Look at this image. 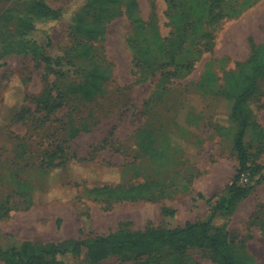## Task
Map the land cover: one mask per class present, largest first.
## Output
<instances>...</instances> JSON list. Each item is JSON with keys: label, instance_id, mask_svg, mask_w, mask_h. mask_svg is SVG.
<instances>
[{"label": "rangeland", "instance_id": "obj_1", "mask_svg": "<svg viewBox=\"0 0 264 264\" xmlns=\"http://www.w3.org/2000/svg\"><path fill=\"white\" fill-rule=\"evenodd\" d=\"M129 1L100 2L85 8L86 0H45L54 9H64L65 16L57 23L39 25L33 34L20 20L27 16L33 0H0V251L26 243L34 248L31 251H40L64 241L123 231L183 227L209 217L208 199L217 202L227 195V189L223 191L227 178L216 182L227 170L222 162L227 158L230 124L227 19L212 24L206 16L202 26L190 27L185 35L177 28L184 26V18L176 22L175 16L183 12L184 5L188 9L192 0H135L137 9ZM225 2L227 12L231 6ZM255 10L252 15L260 19L259 25L264 22V2ZM99 17L107 32L92 42L94 54L113 77L103 84L106 92L89 102L73 90L82 82L88 61L77 59L70 49L87 41L80 34L81 26ZM137 18L138 24L134 22ZM258 28L263 38L264 25L263 32ZM46 33H51L50 44ZM31 41L54 62L62 58L61 65L46 67L30 43L22 44ZM188 63L193 64L191 70L184 67ZM176 64L183 68L178 70ZM176 71L179 75H174ZM54 84L66 92L64 107L47 117L39 98L46 86ZM259 85L263 90L264 83ZM52 95L57 96V88ZM252 101L255 108L264 109V93ZM24 108L28 109L25 117L17 120L16 114ZM97 120L101 122L94 126ZM71 125L76 129L94 127L70 140ZM258 137L264 140V134ZM61 147L69 161L55 169L53 165L60 159L52 155ZM256 151L264 161V146ZM153 182L158 184L151 186V192L164 190V197L116 200L118 186ZM253 197L248 211L241 213L237 206L224 217L237 252H245L248 242V255L264 264L263 258L253 255L255 248L263 251L264 247L251 244L259 232L257 222L247 220L257 204L264 210V185ZM154 253L158 259L154 264H219L206 248ZM146 258L126 253L96 262L83 249L66 262L151 264ZM0 264H6L1 255Z\"/></svg>", "mask_w": 264, "mask_h": 264}, {"label": "trees", "instance_id": "obj_2", "mask_svg": "<svg viewBox=\"0 0 264 264\" xmlns=\"http://www.w3.org/2000/svg\"><path fill=\"white\" fill-rule=\"evenodd\" d=\"M87 5L99 4H117L123 0H86ZM229 2L227 0V7L231 6L227 12H224L223 5L225 0H211L197 3L191 1L190 7L184 5L183 12L175 16L177 22L180 17L184 18V26L177 25L178 29L184 31L187 35L190 27L202 26L205 23V17H209V22L212 24L219 23L229 17H236L242 14L246 9L251 7L259 0H244L241 4L236 2ZM130 4L137 9V2L130 0ZM239 5V6H238ZM128 14L130 13L127 9ZM64 9H54L50 7L45 0H33L27 16L21 18V21L27 23L31 33H37L39 25L50 23H57L65 16ZM17 18V16H16ZM102 17H99L95 22L90 24H83L80 28V34L85 35L87 41H80L73 46L70 51L74 52V57L79 60L86 59L88 67L83 71L84 77L82 82L73 88L81 94L83 100L97 101L100 98V93H105L103 84L112 79L113 75L111 70L99 62L95 56L96 48L93 41H98L106 35L107 28ZM135 23H140L137 18ZM83 33V34H82ZM51 33H46V39L49 44L52 43ZM80 35V36H81ZM187 38V37H186ZM161 42L160 50L164 51L165 46ZM30 43L31 50L34 55L46 65L51 68L53 65H61L62 58L57 59L55 62L50 56L43 52V48L34 41L23 42L28 46ZM185 38L180 44L183 46ZM195 45V43H193ZM186 49V48H184ZM183 49V50H184ZM253 61L256 62L257 75L261 72V64H264V45L257 47L254 51ZM37 67L41 64L37 62ZM178 70L182 69L181 64H176ZM188 70L193 67L192 63L184 65ZM180 71H176L174 75H179ZM236 85V84H235ZM239 89L242 88L243 92L236 100L234 105L233 119L241 123L237 128V141L235 150L239 160V168L237 175L230 184L227 195L221 196L217 202L208 199L211 210L210 215L206 220L187 223L183 227L174 229H160L150 228L145 231L139 232H125L110 234L108 236H100L94 239H87L83 241H64L58 244L49 245L40 251H31L32 246L29 243L20 246H13L6 250H1L0 255L6 264H67V257H78L83 249L90 252L94 261H100L112 255H120L132 253L136 258L147 257V263H158L157 254L154 252L160 249H174L184 253L189 248H206L211 251L219 264H257L251 256L248 255V248L245 247V252L236 250L235 239L227 230V222L224 216L231 215L239 205V203L247 196L252 194L264 185V161L260 160L257 156L260 152L256 150L264 146H258L255 151H252L251 146L245 143V136L248 132L249 122L247 121L249 106V99L246 97L249 93L258 88L257 83L237 84ZM57 88V96L52 95V90ZM66 92L58 84L51 87L46 86L44 94L39 98L42 105L39 106L45 111L46 116L49 117L58 110L64 107V98ZM24 108L19 114H16L17 120H22L28 109ZM72 123V121H70ZM101 120L94 121V126L98 125ZM66 124V123H64ZM93 126V127H94ZM92 125H85L82 129H76L73 125L70 127V140L75 139L79 133H90L93 129ZM66 143V141H65ZM54 158H59L60 163L53 165L54 168H61L68 164V158L65 154V148L57 149L52 155ZM158 183L144 184L139 186H118L114 190L116 193V200L139 201L154 199V197H164V190L157 189L156 193L151 192V186ZM106 190V188H102ZM99 189L98 191H101ZM200 197H203L202 195ZM166 213V212H165ZM173 214V212L171 213ZM246 246V245H245ZM34 249V248H33ZM174 264H181L176 261Z\"/></svg>", "mask_w": 264, "mask_h": 264}, {"label": "crops", "instance_id": "obj_3", "mask_svg": "<svg viewBox=\"0 0 264 264\" xmlns=\"http://www.w3.org/2000/svg\"><path fill=\"white\" fill-rule=\"evenodd\" d=\"M262 2H264V0H259L239 16L227 18V119L230 124L227 126V158L222 160V162H225V165H227V170L225 171V174L219 175L220 178H216L217 183L219 180L227 178V186L224 187L223 191L226 189L228 190L230 184L237 175L239 168V160L235 150V144L237 141V129L235 126L238 128L241 123L236 122L233 119V116L235 102L244 92L242 88L239 89L237 84H258V88L246 96L249 99L248 103L250 107L247 109L248 117L246 119L249 122V125L244 141L247 146H251L252 151H255L258 146H261L264 143V140L258 137L260 134H264V109L260 111L255 108L252 101V99L254 100L258 97V93H264V89L262 90L259 85L264 83V64L260 65L262 70L257 75V64L252 59L255 49L264 45V37H259L256 31V28L258 27V30L260 32L262 31L261 27L264 25V22L261 21L258 25L260 19H257L252 15ZM195 167H197L198 172L201 171L199 162L196 163ZM262 186L257 188L255 192L239 203L238 208L241 213L249 210L247 206L248 203L254 199L253 196L256 195V192ZM216 193L217 192L213 190V194ZM263 211L261 210V204H257L256 209L250 212V215L247 217V220L250 223H253L254 221L257 222L255 228L259 230L251 244H260L262 247H264V215H261ZM259 217H261L262 222H259ZM249 226L250 228H253V226ZM246 245L249 250L248 242ZM254 251L255 253L251 252L253 255L264 259V250L260 251L255 248Z\"/></svg>", "mask_w": 264, "mask_h": 264}]
</instances>
